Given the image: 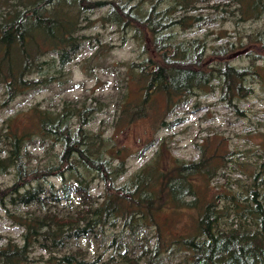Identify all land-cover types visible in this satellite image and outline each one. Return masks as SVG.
Listing matches in <instances>:
<instances>
[{
    "label": "rangeland",
    "instance_id": "1",
    "mask_svg": "<svg viewBox=\"0 0 264 264\" xmlns=\"http://www.w3.org/2000/svg\"><path fill=\"white\" fill-rule=\"evenodd\" d=\"M46 1L0 0V70L9 79L39 80L10 98L0 74L4 77L0 78V250L21 255L23 261L13 264H51L53 257L62 255L96 264H192L185 243H169L154 253L155 228L126 229L121 220L82 236L35 237V232L49 228L52 234L58 228H83L105 194L98 172L79 154L66 163L61 158L62 142L38 130V115L47 111L85 136L84 148L88 146L85 150L92 157L110 161L113 144L125 148L122 164L112 161L117 187L152 162L161 147L186 165L211 156L212 149L206 147L219 148L218 166L205 173L212 193L219 194L215 232L222 241L232 240L229 245L257 253L255 223L237 212L236 201L247 203L256 190L264 194L259 177H254L261 171L264 175V51L247 40L249 35L264 34V0H191L189 11L182 10L187 7L179 0H91L104 4L85 11L80 9L82 0H56L55 8L76 17L77 47L65 60L56 49L64 31L47 30L39 19L37 8ZM244 1L250 3V12L258 10L255 16L245 17ZM108 2L132 8L140 19L157 5L155 24H169L165 34L176 47L188 49L200 42L208 66L229 61L245 69L248 91L235 103L237 110L220 99L218 80L210 73L199 87L181 85L186 96H176L169 107L161 94L149 95L151 105L167 108L158 109L156 116L150 111L153 117H147L148 107L140 108L149 90L141 62L155 55L146 42L150 25L124 26ZM177 17L183 22L170 23ZM11 132H18V137L14 139ZM159 165L168 166L166 154ZM20 194H32L34 199L19 201ZM174 196L182 208L173 213L174 205L167 204L159 220L165 223L175 216V225L164 227L185 231L198 213L197 207L188 206L196 199L189 192ZM31 222L40 228L31 227ZM225 245H218L220 252Z\"/></svg>",
    "mask_w": 264,
    "mask_h": 264
},
{
    "label": "trees",
    "instance_id": "2",
    "mask_svg": "<svg viewBox=\"0 0 264 264\" xmlns=\"http://www.w3.org/2000/svg\"><path fill=\"white\" fill-rule=\"evenodd\" d=\"M91 0H82L81 11L97 8L104 3L90 2ZM56 0H48L38 6L39 19L41 25L47 30L53 31L55 28L63 30L65 35L62 42L58 44L56 49L61 54L62 59L68 58L69 53L76 50L74 39V28H76V17L71 13L65 12L63 8H55L53 4ZM90 2V3H89ZM182 3L184 11L192 9L189 4L191 0H179ZM107 5V4H106ZM113 10L112 13L118 15L124 26L142 25L143 28L147 25L150 27L146 31L147 45L154 51V56H149L141 62L143 76L149 81L147 96L142 100L140 108L142 110L148 107L147 117L156 116L157 110L161 108L165 110L169 102L173 101L176 96H181L183 90L181 85L189 87L190 84L197 87L201 86V80L212 73L213 78L218 80V90L220 99L225 105L236 111V102L241 97L247 95V88L245 86V77L247 71L239 69L238 67L229 63V61H222L217 66H208L202 60L203 52L201 44H189L188 49L178 48L167 38L165 34L169 24H163L162 27L156 26L157 5H153L152 10L147 14L145 19L138 18L135 11L130 8L125 10L123 6L119 7L115 2H108ZM243 14L246 18L253 17L258 13L255 9L250 12V3L243 2ZM182 18H172L170 23H182ZM146 23V24H145ZM5 31V30H4ZM7 35H1L2 40L7 39ZM248 44L264 51V34H254L247 36ZM22 51V50H21ZM25 53V52H24ZM23 54V53H22ZM26 54V53H25ZM10 55V54H9ZM3 57L7 53H3ZM10 70H7V73ZM0 74L3 76L2 70ZM5 76L6 86H8L9 97L12 98L18 89L39 83V80L24 79L19 77L7 78ZM0 78H4L1 77ZM161 94L166 98L167 106L162 108L156 102L151 105L148 96L153 93ZM176 92L180 94H176ZM186 96V95H185ZM169 107V106H168ZM39 112L38 110H36ZM152 111V114L150 113ZM38 130L52 135L54 138L62 142L63 152L61 158L67 163L74 154H79L84 162L93 170L99 173L105 184V194L102 201L91 212L89 218L84 224L83 228L64 230L58 228L53 234V230L49 228L47 231L35 232V237L40 240L39 236L46 239L52 238L56 240L58 235L63 238L66 234H74L76 236L87 235L95 229H100L108 224H112L114 220H121L122 225L128 228H136L139 225L155 228L156 236L154 245V253H160V248L166 247L169 243H185L188 249L192 252V264H264V194L257 190L252 192L247 198V203L240 204L241 201H236V210L239 214L250 217L257 228L256 234H253L254 246L257 248V253L248 251L241 245H229L232 240H220L215 232L220 214L217 209L218 192L212 193L209 187L208 179L205 173L212 167H217L220 154L219 148H207L211 150V156L202 160L190 162L187 165L179 163L171 154L170 151H164L161 147L157 157L150 163L143 166L136 175L120 186H116L115 171L117 168L113 167L112 161H118L122 164L121 158L125 156V148L114 145L109 150L110 161H104L100 158L92 157L90 153L85 150L84 144L86 138L82 134H75L67 122L59 117L49 114L47 111H42L38 115ZM14 139L19 135L18 132H11ZM87 144V142H86ZM210 146V140L206 142ZM163 154L168 157V166L164 169L161 167L160 158ZM6 165V163H5ZM264 173V165L262 166ZM52 172H49V174ZM204 177V178H203ZM254 177L259 181L264 188V175L262 171L260 176L254 174ZM177 192H189L195 196L193 205L189 207H197L198 213L192 217L188 222L185 231L167 229L175 225V216L167 218L165 223L159 220L160 212H163L167 204H173V213L180 210L183 205L175 198ZM0 192V196H1ZM19 201H32L34 196L32 194H20ZM16 198V201H18ZM181 204V205H180ZM31 227L40 228L36 222H31ZM47 227H52L46 225ZM44 226V227H46ZM165 226V227H164ZM66 233V234H65ZM4 237V236H1ZM250 238V237H249ZM252 238V239H253ZM221 242V243H220ZM223 242V244H222ZM29 243V242H28ZM115 237L111 241L114 245ZM224 252H220L218 245H224ZM21 259L16 251L8 253L6 249L0 250V263L13 264ZM22 260V259H21ZM23 261V260H22ZM51 264H96L85 260H77L71 255H62L53 257Z\"/></svg>",
    "mask_w": 264,
    "mask_h": 264
}]
</instances>
